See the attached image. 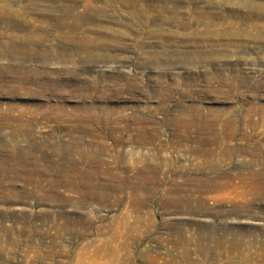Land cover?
I'll return each mask as SVG.
<instances>
[{
    "label": "rangeland",
    "instance_id": "rangeland-1",
    "mask_svg": "<svg viewBox=\"0 0 264 264\" xmlns=\"http://www.w3.org/2000/svg\"><path fill=\"white\" fill-rule=\"evenodd\" d=\"M258 35L264 0H0V264H264Z\"/></svg>",
    "mask_w": 264,
    "mask_h": 264
},
{
    "label": "bare ground",
    "instance_id": "bare-ground-1",
    "mask_svg": "<svg viewBox=\"0 0 264 264\" xmlns=\"http://www.w3.org/2000/svg\"><path fill=\"white\" fill-rule=\"evenodd\" d=\"M264 36L263 35H258L256 38L257 39H262ZM260 48H263V47H260ZM261 78L264 79V74H261ZM183 117V116H182ZM182 123V122H181ZM184 125H187V124H184ZM183 127V126H182ZM185 128V127H184ZM223 127H221V130H222Z\"/></svg>",
    "mask_w": 264,
    "mask_h": 264
}]
</instances>
